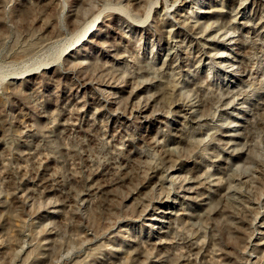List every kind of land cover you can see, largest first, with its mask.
Instances as JSON below:
<instances>
[{
    "label": "rangeland",
    "instance_id": "1",
    "mask_svg": "<svg viewBox=\"0 0 264 264\" xmlns=\"http://www.w3.org/2000/svg\"><path fill=\"white\" fill-rule=\"evenodd\" d=\"M0 264H264V0H0Z\"/></svg>",
    "mask_w": 264,
    "mask_h": 264
},
{
    "label": "bare ground",
    "instance_id": "2",
    "mask_svg": "<svg viewBox=\"0 0 264 264\" xmlns=\"http://www.w3.org/2000/svg\"><path fill=\"white\" fill-rule=\"evenodd\" d=\"M169 175H170V180H172L174 178L173 173H170ZM181 187H183V186H181ZM165 203H166V201L164 200V201H161L158 205H160L161 206L160 208L162 209L163 206L166 205ZM166 213H168V212H166ZM150 218L151 219L149 221H151V220H157V218H159L160 220H163V221L166 220V219H168L167 218V215H162V216L161 215H152ZM153 224H155V223H153Z\"/></svg>",
    "mask_w": 264,
    "mask_h": 264
}]
</instances>
